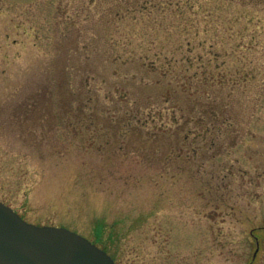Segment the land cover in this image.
<instances>
[{
	"label": "rangeland",
	"instance_id": "obj_1",
	"mask_svg": "<svg viewBox=\"0 0 264 264\" xmlns=\"http://www.w3.org/2000/svg\"><path fill=\"white\" fill-rule=\"evenodd\" d=\"M146 105L191 122L145 159ZM0 201L116 264H264V0H0Z\"/></svg>",
	"mask_w": 264,
	"mask_h": 264
},
{
	"label": "water",
	"instance_id": "obj_2",
	"mask_svg": "<svg viewBox=\"0 0 264 264\" xmlns=\"http://www.w3.org/2000/svg\"><path fill=\"white\" fill-rule=\"evenodd\" d=\"M0 264H116L103 249L63 227L26 222L0 201Z\"/></svg>",
	"mask_w": 264,
	"mask_h": 264
},
{
	"label": "trees",
	"instance_id": "obj_3",
	"mask_svg": "<svg viewBox=\"0 0 264 264\" xmlns=\"http://www.w3.org/2000/svg\"><path fill=\"white\" fill-rule=\"evenodd\" d=\"M163 111L162 109H151L147 105L144 109L135 108L127 113L125 116V124L127 125L126 134L141 136L143 138L142 146L140 147L143 151L144 158L155 157L156 154H161L165 151L166 146L160 143H171L165 142L170 137L177 136L178 130L183 132L188 130L191 120H186L185 122L178 124L176 114H172L171 109ZM211 114L214 118L217 117L215 109L211 108ZM169 118L172 121V125L163 120ZM136 121L139 126H133V121ZM159 121V122H158ZM174 123V124H173ZM175 125V126H174ZM175 127V128H174ZM215 128V125L213 126ZM209 131V130H208ZM187 135V134H186ZM188 137V136H186ZM167 149L166 151H168ZM171 150V149H170Z\"/></svg>",
	"mask_w": 264,
	"mask_h": 264
}]
</instances>
